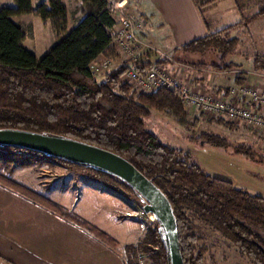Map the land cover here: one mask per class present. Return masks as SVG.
<instances>
[{"label":"trees","instance_id":"obj_1","mask_svg":"<svg viewBox=\"0 0 264 264\" xmlns=\"http://www.w3.org/2000/svg\"><path fill=\"white\" fill-rule=\"evenodd\" d=\"M193 1L201 8L216 0ZM13 2L15 7L0 8V130L69 138L124 158L168 199L177 225L183 264L202 262L203 249L194 253L196 238L188 225V212L229 240L253 264H264V243L256 230L264 229V197L210 177L191 162L187 153L163 144L146 130L144 120L153 111L167 114L181 126L189 124L176 92L160 89L139 94L122 81L131 65L143 71L150 61L146 58L130 65L119 64L101 81L89 72V64L100 57L113 62L119 60L111 45L114 22L106 0H78L82 18L69 30L61 0H46L35 9L31 0ZM23 14L49 21L56 37L54 44L39 57L22 45L25 38L32 36L31 24L11 21L12 17ZM263 15L264 9L238 24H247ZM231 28L208 33L178 50L203 56L211 49L223 50L226 44L225 52L233 53L238 41L229 39ZM222 37L228 41L222 43ZM260 61H264V56L254 59L256 71L262 69ZM211 67L222 71L216 65ZM216 121L231 126L223 118ZM195 124L196 120L192 122ZM198 139L203 143L226 144L215 135L203 134ZM51 163L61 164L88 182L124 198L138 199L139 207L145 202L129 185L105 171L11 146H0V183L59 210L10 178L17 167L40 168ZM88 228L113 244L106 235ZM126 250L132 264L138 250L146 254L150 264H168L158 221L149 224L137 243L126 246Z\"/></svg>","mask_w":264,"mask_h":264},{"label":"crops","instance_id":"obj_2","mask_svg":"<svg viewBox=\"0 0 264 264\" xmlns=\"http://www.w3.org/2000/svg\"><path fill=\"white\" fill-rule=\"evenodd\" d=\"M45 1L31 0V6L35 9ZM61 2L66 9V29L69 30L82 18L80 3L78 0ZM3 7H15V4L13 0H0V8ZM263 9L264 0H216L201 8L193 0L128 2V10L139 16L144 23L143 39L152 37L160 47L175 57L176 60H169L171 63H164L182 82L190 84L195 90L210 89L226 97L228 89L237 84L264 83V68L256 71L253 63L251 77L229 79L223 71H216L211 66L191 65L186 57L194 55L183 54L178 49L208 33L233 26L230 31L243 28L248 35L252 27L258 30L257 42L263 45L260 51L264 53V15L251 19L247 24H238ZM38 18L34 14L11 18L14 23L31 24L32 36L25 38L22 45L37 57L56 40L51 33L46 46L38 44L39 37L43 39L42 35L48 34L44 21ZM37 23L45 28L39 35L35 25ZM148 60L154 61L156 58ZM68 176L61 184L64 193L61 194L63 198L60 203L32 191L41 199L56 205L59 210L0 183V264H132L126 246L131 245L127 243L130 231L137 232V219L134 231L130 230L125 224V219L130 218L120 217L118 210L132 211L139 204H131L125 198L126 201H122L112 191L100 189L94 184L77 185L73 177L67 186L66 182L71 179ZM112 225L113 228L118 227L117 238L104 230L112 228ZM88 226L106 235L113 244L95 235ZM120 243L123 244L122 248Z\"/></svg>","mask_w":264,"mask_h":264},{"label":"rangeland","instance_id":"obj_3","mask_svg":"<svg viewBox=\"0 0 264 264\" xmlns=\"http://www.w3.org/2000/svg\"><path fill=\"white\" fill-rule=\"evenodd\" d=\"M44 23L48 34H43V39H41V36L39 37L40 42L38 44H41V46H46L49 43L50 39L47 38H50L52 35L51 33H53V31L51 32L52 28L50 22L46 21ZM35 25L38 35L45 30L42 24L37 23ZM252 29L250 35L246 34L243 28L230 31L229 39H236L238 41L233 53L227 54L225 52L226 44H224V48L221 51L211 49L203 56H187V62L196 67L204 66L210 68V66L216 65L229 79H235V77L246 79L251 77L254 59L264 54L260 51L263 45L257 42L258 30L253 27ZM53 36L54 39H56L54 33ZM54 39H52V41ZM144 41L153 49L159 50L165 57H168V59H166L167 63H171L169 61L170 59H175L170 52L160 47L152 37L146 38ZM225 41H228V38L222 37L221 42L223 43ZM137 55L138 60L158 57L155 53H147L143 50L138 52ZM102 58L104 57H100L96 61H100ZM119 60L117 62H112L109 69L95 76V78L101 81L102 77L107 72L120 64ZM258 63L260 65L262 64V68H264V61ZM185 110L189 122L187 126L179 125L165 113L153 111L151 116L144 120L146 130L157 137L163 144L181 150L183 153H187L190 156L191 162L197 165L210 177L229 181L238 189H243L252 195L264 197V134L252 131L240 123L229 122L231 126L226 127L216 121L218 118H207L197 110ZM195 120L196 124L192 125V122ZM203 134L218 136L224 139L226 144L203 143L202 139H198ZM67 175L71 178L69 182H66L67 186L70 181L73 180L72 177L75 179L73 181H75L77 185L82 183L92 184L83 177L76 175L75 172H72L65 166L53 163L41 165L40 168H37L35 165L17 167L10 178L19 185L26 187L28 190L48 197L53 202L56 201L60 203L63 198L61 194L64 193V188L62 189L61 184L64 183V179ZM80 179H82V181ZM96 187L104 189L97 185ZM111 193L116 194L114 192ZM116 195L122 199V201L127 199H123L124 197L121 195ZM127 200L130 201L131 204L138 205L139 203V200L135 198ZM118 214L120 217H124L123 211L118 210ZM188 216V225L196 238L193 245L194 253L197 254L203 249L202 262H200V264H253L246 255L239 252L234 244L229 242V240L224 238L217 231L189 212ZM125 224L130 227V230L134 231L136 219H125ZM117 228L118 227L113 228L112 225V228L108 230L103 229L114 238H117ZM256 230L259 233L261 242L264 243V229ZM127 231L128 229L126 232ZM140 231L139 227L137 232H135L136 234L130 231V236L127 237V243H137L144 233ZM122 245L123 244L120 243L121 248Z\"/></svg>","mask_w":264,"mask_h":264},{"label":"built area","instance_id":"obj_4","mask_svg":"<svg viewBox=\"0 0 264 264\" xmlns=\"http://www.w3.org/2000/svg\"><path fill=\"white\" fill-rule=\"evenodd\" d=\"M106 2L114 22V38L111 45L120 59V64L130 65L137 62V54L142 50L158 55L143 71L131 65L122 77L124 83L129 84L139 94H151L160 89L174 91L185 109L197 110L207 118H223L231 123H240L252 131L264 134V83L237 84L228 89L227 97L210 89H193L190 84L182 82L164 63L168 57L144 41V23L128 11L129 0ZM112 62L108 58L93 61L88 66L89 72L97 76L109 69ZM123 216L137 219L140 232H144L149 224L156 221L151 213L144 211L143 205L136 210L124 212ZM135 264H150V261L145 253L138 250L135 254Z\"/></svg>","mask_w":264,"mask_h":264},{"label":"water","instance_id":"obj_5","mask_svg":"<svg viewBox=\"0 0 264 264\" xmlns=\"http://www.w3.org/2000/svg\"><path fill=\"white\" fill-rule=\"evenodd\" d=\"M0 146L26 149L70 163L105 171L129 185L145 201L143 209L159 222L168 264H183L176 221L164 194L124 158L96 146L64 137L20 130H0Z\"/></svg>","mask_w":264,"mask_h":264}]
</instances>
